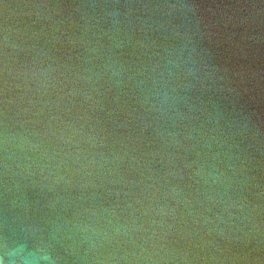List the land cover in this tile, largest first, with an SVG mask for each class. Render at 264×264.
Returning <instances> with one entry per match:
<instances>
[{
	"label": "water",
	"instance_id": "1",
	"mask_svg": "<svg viewBox=\"0 0 264 264\" xmlns=\"http://www.w3.org/2000/svg\"><path fill=\"white\" fill-rule=\"evenodd\" d=\"M5 139L13 260L264 264V0H0Z\"/></svg>",
	"mask_w": 264,
	"mask_h": 264
},
{
	"label": "clouds",
	"instance_id": "2",
	"mask_svg": "<svg viewBox=\"0 0 264 264\" xmlns=\"http://www.w3.org/2000/svg\"><path fill=\"white\" fill-rule=\"evenodd\" d=\"M15 145H9L5 139L3 145V159L0 160V264H41V261L30 259L26 261L9 258V248L15 232L9 228L10 211L7 205L8 176L9 174L24 175L31 164H26L27 157L17 155L13 151ZM14 183V181H13ZM14 220L15 217H12ZM28 231V229H25ZM102 246L86 248L82 253H77L74 264H171L170 257L165 248L156 241L155 234L143 236L136 240L128 241L114 246L106 254ZM187 259V256L181 257ZM48 264H69L65 259L50 261Z\"/></svg>",
	"mask_w": 264,
	"mask_h": 264
}]
</instances>
